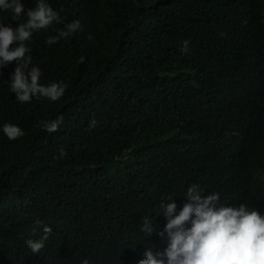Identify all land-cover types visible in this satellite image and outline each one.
I'll use <instances>...</instances> for the list:
<instances>
[{
  "label": "trees",
  "instance_id": "trees-1",
  "mask_svg": "<svg viewBox=\"0 0 264 264\" xmlns=\"http://www.w3.org/2000/svg\"><path fill=\"white\" fill-rule=\"evenodd\" d=\"M21 3L0 24L26 23L37 0ZM45 3L62 23L34 31L26 55L42 85L66 89L21 103L17 62L0 69V264H130L163 246L161 205L192 182L264 206V0ZM6 123L24 135L8 139Z\"/></svg>",
  "mask_w": 264,
  "mask_h": 264
},
{
  "label": "clouds",
  "instance_id": "clouds-1",
  "mask_svg": "<svg viewBox=\"0 0 264 264\" xmlns=\"http://www.w3.org/2000/svg\"><path fill=\"white\" fill-rule=\"evenodd\" d=\"M24 11L21 0H0V13L6 14L7 19L18 18ZM27 16V22L16 29L0 24V69L17 62L10 86L21 103H30L33 97L55 102L63 97L66 85L40 83L41 69L31 66L32 57L26 55L31 49L25 42L31 40L34 31L62 21L45 0H37L35 10H28ZM65 28L46 43L51 45L67 38L81 25L74 21ZM188 50L189 41H184L181 51ZM84 60L80 57L81 63ZM42 123L43 130L54 133L62 117ZM3 132L10 140L24 135L19 126L11 123L3 126ZM161 210L158 235L163 246L137 253L130 264H264V206L243 202L231 189L217 190L206 182H192L185 186L179 199L162 203ZM141 231L151 236L157 229L145 219ZM44 233L39 241H27L34 254L44 248L51 229L46 227Z\"/></svg>",
  "mask_w": 264,
  "mask_h": 264
},
{
  "label": "bare ground",
  "instance_id": "bare-ground-1",
  "mask_svg": "<svg viewBox=\"0 0 264 264\" xmlns=\"http://www.w3.org/2000/svg\"><path fill=\"white\" fill-rule=\"evenodd\" d=\"M88 164V163H87ZM82 165H84V163L82 164ZM71 166V165H70ZM81 166V165H80ZM86 166V165H85ZM65 167H67V166H65ZM82 167V166H81ZM88 167V166H87ZM67 169H68V167H67ZM69 169H71V168H69ZM89 169V168H88ZM73 171V170H72ZM74 171H76V170H74ZM150 183V182H149ZM226 184V183H225Z\"/></svg>",
  "mask_w": 264,
  "mask_h": 264
}]
</instances>
